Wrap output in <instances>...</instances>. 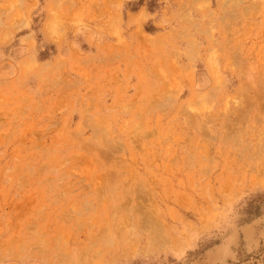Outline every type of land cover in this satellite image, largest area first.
Instances as JSON below:
<instances>
[{
	"label": "rangeland",
	"instance_id": "1",
	"mask_svg": "<svg viewBox=\"0 0 264 264\" xmlns=\"http://www.w3.org/2000/svg\"><path fill=\"white\" fill-rule=\"evenodd\" d=\"M0 264H264V0H0Z\"/></svg>",
	"mask_w": 264,
	"mask_h": 264
},
{
	"label": "bare ground",
	"instance_id": "2",
	"mask_svg": "<svg viewBox=\"0 0 264 264\" xmlns=\"http://www.w3.org/2000/svg\"><path fill=\"white\" fill-rule=\"evenodd\" d=\"M156 225V224H155ZM153 226V225H152ZM156 229V228H155ZM164 230V229H163ZM154 234V233H153ZM149 235V234H148ZM151 235V234H150ZM149 237H151V236H149ZM154 237V236H153ZM157 239V238H156ZM127 244V243H126Z\"/></svg>",
	"mask_w": 264,
	"mask_h": 264
}]
</instances>
